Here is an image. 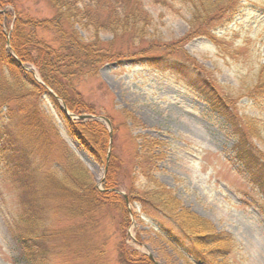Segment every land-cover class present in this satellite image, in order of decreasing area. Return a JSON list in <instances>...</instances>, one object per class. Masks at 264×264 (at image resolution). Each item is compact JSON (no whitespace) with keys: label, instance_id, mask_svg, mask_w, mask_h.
Listing matches in <instances>:
<instances>
[{"label":"rangeland","instance_id":"374dc122","mask_svg":"<svg viewBox=\"0 0 264 264\" xmlns=\"http://www.w3.org/2000/svg\"><path fill=\"white\" fill-rule=\"evenodd\" d=\"M13 1L14 5L8 4L3 13L18 9L21 17L38 23L29 29H33L35 39H57L56 32L39 24L54 16L47 0ZM238 3L239 10L230 21L223 26L216 22L210 28L212 38L196 36L182 41L189 30L191 5L182 0H141L151 24L141 39L126 37L113 47L122 48L124 53L125 49L139 52L145 48L147 55H160L166 46H181L190 62L207 70L215 89L236 113L241 129L253 136L252 142L264 153V95L254 88L264 67V0ZM105 17L106 13L101 14L99 21H106ZM13 19L7 16L2 24L7 48ZM76 29L89 40L90 33L83 26L76 25ZM99 37L107 41L112 35L100 31ZM25 67L24 72L41 81L35 65L28 63ZM0 82H13L6 70L0 69ZM72 83L95 111V115L84 114L85 120L101 122L110 144L99 160L85 151L66 131L56 105L43 94L40 106L45 120L55 129L41 137L51 149L43 170L53 171L66 182L80 165L85 179L101 189L109 155L121 199L129 191L141 195L148 192V197L165 189L171 197L165 196L171 208L160 204L166 214L156 213L149 203L142 205L135 200L126 203V214L118 204L110 203L89 208L86 217L72 218L67 208H60L58 213L46 211V220L58 215L63 227L77 226L82 220L85 228L84 235L81 232L69 237L65 260L53 258L50 264H91L86 252L97 264H123L124 259L143 257L155 264H264V199L234 164L228 127L189 89L191 78L179 79L167 70L150 66L143 56L125 54L105 62L93 75L75 77ZM57 102L61 105L60 99ZM99 117L106 118L109 125ZM140 136L150 150L148 156L140 150ZM18 179L13 166L0 155V264H25L15 242L27 228L22 222L25 195ZM176 201L179 207L209 221L214 232L229 237L228 250L222 256H207L208 251L201 249L206 258H200L175 223ZM95 244L98 249L92 247ZM73 252L80 254L75 256Z\"/></svg>","mask_w":264,"mask_h":264},{"label":"trees","instance_id":"16d2710c","mask_svg":"<svg viewBox=\"0 0 264 264\" xmlns=\"http://www.w3.org/2000/svg\"><path fill=\"white\" fill-rule=\"evenodd\" d=\"M47 1L54 9V16L39 24L57 33V39L51 41L39 37L35 39L31 34L33 29L30 31L29 29L38 23H35L36 21L30 23L29 19L21 17L16 8L17 14L16 10L12 11L13 13L10 11L3 13L4 7L8 4L14 5V1L0 0V69L6 70L13 79L8 85L0 82V155L15 169V175L20 178L18 180L25 195L22 222L27 228L15 237L19 256L25 264H50L53 258L58 257L64 261L67 257L64 250L70 246L69 237L77 236V233L81 232L85 234V228L81 225L82 220L76 223L77 226L63 227L60 219H57L58 215L53 220H46V211L58 213L60 208H67L73 215L72 218L86 217L89 208L110 203L118 204L122 213H127L126 201L118 194L112 177L115 170L113 162H108L101 189L95 188L85 179L80 165L76 171L69 174L71 178L66 182L57 178L53 171L43 170L51 149L44 145L41 137L48 135L49 130L55 132V129L45 120L44 111L40 106L41 96L47 94L58 108L68 134L85 151L98 160L102 159L109 143V135L101 122L81 117L84 114L95 115V111L82 100V94L76 90L72 82L75 77L95 74L105 62L118 60L125 54H138L154 68L167 70L177 75L179 79L193 80L189 89H193L192 91L204 100L209 109L224 120L229 135L233 138L234 163L238 165L251 187L264 199V153L252 142L253 136L241 129L236 113L230 107V103L215 89L207 70L200 68L201 66L195 62H190L181 46H166L160 55H147L145 48L139 52L125 49L127 53H124L122 48L113 47L116 42L127 39L126 37L141 39L151 24L141 0ZM182 1L191 5L190 26L182 41H188L196 36L212 38L210 28L216 24L225 25L240 6L238 0ZM102 5L107 7L104 8ZM105 13L106 21H99L101 14ZM7 16L14 18L11 31L9 35L7 34L9 48L6 47V34L2 29ZM76 25L83 26L90 33L89 40H84L78 34ZM100 31H108L112 38L102 41L99 37ZM179 44L184 45L181 41ZM28 63L37 68L40 82L22 69L21 66ZM261 68L254 88L258 94L264 95V67ZM55 97L64 103L70 113L80 117L78 119L66 117ZM140 137V150L145 151L148 156L150 150L145 146V139ZM44 140L48 143L45 138ZM147 156L146 159L149 160L150 157ZM112 159L114 158L111 157L110 160ZM161 190L159 193H151L148 197H145L148 192L141 195L135 190L129 191L127 199L129 203L135 200L142 205L149 203L156 213L166 214L158 206L170 209L171 201L165 196L171 197L167 195L165 189ZM178 204L176 201V208L173 211L175 223L183 237L198 250L200 258H206L201 249L208 251L207 256H222L220 254L228 250L229 237L225 233L214 232L209 221L179 207ZM78 225H81V229ZM92 247L98 249L97 244ZM192 253L197 256L196 252ZM74 254L76 256L80 253L73 252ZM84 254L91 264H97L92 260L90 252ZM206 262L210 263L209 260ZM122 263L155 264L149 257H143L141 260L127 258Z\"/></svg>","mask_w":264,"mask_h":264},{"label":"water","instance_id":"95a60500","mask_svg":"<svg viewBox=\"0 0 264 264\" xmlns=\"http://www.w3.org/2000/svg\"><path fill=\"white\" fill-rule=\"evenodd\" d=\"M19 65H20V63H19ZM62 109H63L64 113L66 114V116L69 117V115H68V113H67V111H66L64 105H62ZM107 122H108V121H107ZM108 123H109V122H108Z\"/></svg>","mask_w":264,"mask_h":264}]
</instances>
